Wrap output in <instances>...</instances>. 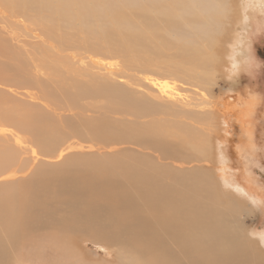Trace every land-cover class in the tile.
<instances>
[{"label": "bare ground", "instance_id": "obj_1", "mask_svg": "<svg viewBox=\"0 0 264 264\" xmlns=\"http://www.w3.org/2000/svg\"><path fill=\"white\" fill-rule=\"evenodd\" d=\"M157 1L151 0V3H164L166 13L164 8L160 12L166 16L167 24H173L175 16L177 21L175 26L176 23L183 22V25L189 24L190 27V33H187L184 28V36L181 35L180 29L175 26L171 28L172 36L176 39L180 47L178 50L183 57L182 74L181 69L177 72L180 71L182 78H187L184 84L189 85L185 92L188 94L175 91L171 86L173 84L166 79H152L145 75L143 82L146 85V91L139 92L141 93L138 98L140 103L135 97H130L132 108L130 112L120 110L115 115L108 113L106 115L102 111L104 105L113 108H117L119 104L123 106L124 102L120 98L125 95V92L117 93L115 87H109L104 83L103 78L96 71L104 70L105 66L103 67V64L100 66L99 62H96L97 60L89 57L76 61L75 58H72L74 63L80 65V69L77 72L74 71L72 75L69 73L70 83H64L62 80V83L56 82L57 84L52 86L55 101L51 105L53 106L55 103L56 109L50 119L48 129L43 128L39 134L36 133L38 139L33 142L29 138L25 139L26 137L18 135L14 138L10 136L8 139L6 129H0V135H3L4 138L0 137L1 185L11 182L12 185L17 184L18 182L13 183L18 181L19 177L17 176L22 174L24 176L26 173L29 174L27 177L32 175L31 182L36 180V183H32L33 185L30 187L26 185V191L24 190L21 194H16L18 190L12 189L13 194L10 189L9 195L0 203V210L5 222L1 226V231L4 232L2 236L17 244L21 251H26L25 257L20 253L16 258L13 257L8 245L0 235V264H11L14 260L13 264H22V260L29 261L31 259L30 252L34 255L37 254L36 251L41 252L40 255L51 253L50 263L39 264H67L65 259L68 255L75 251L78 252L76 249L73 250L74 248L71 249L73 243H70V238L73 236H88L93 241L107 243V245H103L114 246V249L99 247L98 252L103 253L102 261L95 260L93 262L89 258L90 261L85 259L84 264H264V257L257 251L261 247L264 248V231L254 233L253 239L251 234L243 229L237 221V205L233 200L234 197L239 201L245 198L257 210L264 212L263 184L261 185L248 166L251 151L253 150L257 155L258 146L254 134L253 116L259 107L261 97L247 92L245 87L235 89L234 84L221 99L213 101L205 88L211 80L202 77L204 74L202 69L205 68L204 61L207 59L193 58L187 52L190 44L197 38H199L198 45L202 44L201 46H203L205 42V46L210 45V48L214 46L216 43L214 33L216 31L220 33L219 27L223 25L221 21L229 20L230 0ZM136 3V5L139 4L138 0ZM17 5L19 6V4ZM41 5L44 4L41 3ZM153 6L159 7L156 4H151V8ZM56 7H61L62 10L61 5ZM141 7L144 6L141 5ZM9 10L7 9V12ZM18 10H15V16L18 14L17 12H20ZM144 11L145 14L149 12ZM154 11L156 12L157 9ZM62 12L57 11V13L67 15ZM105 13L107 14V12ZM73 14L71 13L72 16ZM80 14L82 15L81 12ZM97 14L96 16H98ZM63 15L61 17H65ZM73 17L72 19L75 20ZM89 17L91 18V16ZM149 17L153 16L149 15ZM90 18L88 20H91ZM115 19L120 22L118 18ZM4 20L8 21L9 19L5 17ZM160 21L163 23L161 19ZM39 22L37 20L35 24L32 20L33 26H38ZM50 23H45L46 25L43 24V26H46L48 30L47 25ZM8 24L7 27H9ZM52 24L49 26H53ZM60 24L63 26V23ZM220 24L222 25L220 26ZM43 26H38V29L42 27L43 30ZM54 27L57 28V24ZM35 28L37 29V27ZM17 29L19 30V27ZM23 29L25 30V28ZM54 30L57 29L54 28ZM20 31L18 33L23 32ZM52 31L50 34L54 35L55 31ZM19 38L14 36L16 42L19 41ZM30 38L32 39V37ZM218 38L217 40H220ZM24 43L32 44L27 40L26 42L24 40ZM37 43H35L36 46H38ZM35 45L33 44V47ZM43 47L42 50H44ZM203 51L199 53L203 54ZM48 53L46 52L45 55L49 56ZM55 54H59V51H56ZM45 57L41 58L39 63L48 60ZM64 58H69V56ZM209 58L210 55L208 60H210ZM52 59L46 62L47 66ZM237 61L236 57H232L233 69L231 65L230 71L232 79L238 78L243 71V65ZM190 62H192L191 65ZM184 64L188 66L186 67ZM108 65L106 66L108 67ZM111 66L113 67V65ZM200 66H202L201 69ZM31 68H29L30 70L27 68V70L31 71ZM34 72L29 73L36 74ZM178 73H174V75L178 76ZM94 74L101 80H97ZM110 74L112 73L110 72ZM193 79L196 80V83L191 82ZM237 80H240V77ZM109 93L120 98H114L110 103H107L110 99L105 102L101 101L100 104V97L108 99L107 94ZM94 94L95 101L93 100ZM127 95L129 96V94ZM59 98L61 101L58 102ZM60 103L64 107L59 108ZM80 105L81 107L78 108ZM98 109L101 113L97 118L92 119L90 116H85L87 112L90 113ZM9 116L12 115L7 113L6 116L1 117L8 118ZM40 118L34 121L36 126L34 130L40 126L43 116ZM70 118H74L76 124L69 127L67 122L71 120ZM11 119L13 122L15 119L19 121L15 116H12ZM229 119H232L234 126L239 125L238 143L232 140L234 130H231L232 134H229L227 129L230 127ZM124 122L131 123L132 126L127 128L122 124ZM20 124H17L18 126L15 128L23 130L24 128L20 127ZM34 145L37 146L38 152ZM26 158L33 161V164H27ZM242 159L243 165H240ZM226 161L235 166L232 173L226 170ZM42 163L57 164V166L58 163L62 166L69 163L73 171L60 175L59 171L54 170L56 165H52L55 167L52 168L53 170L42 171L40 167L37 169ZM256 163L258 164L257 161ZM45 164L42 165L43 169L46 167ZM35 169L36 171H34ZM23 176L19 179L22 180ZM36 178H39L40 181L37 182ZM52 181L56 182V189L53 187L50 191V187L53 185ZM7 186L4 189H7ZM217 187L225 190L222 194L230 196L232 199L224 201V203L217 199L214 194ZM47 192L50 193L46 195ZM65 195L69 196L67 200L61 198ZM51 203L57 204L56 209L49 206ZM31 216L39 217L33 219ZM55 216L63 217L56 218ZM82 216H84L86 227L89 222V224H93L94 230H83ZM84 257L86 256L84 255Z\"/></svg>", "mask_w": 264, "mask_h": 264}, {"label": "rangeland", "instance_id": "obj_2", "mask_svg": "<svg viewBox=\"0 0 264 264\" xmlns=\"http://www.w3.org/2000/svg\"><path fill=\"white\" fill-rule=\"evenodd\" d=\"M1 1L2 0H0V2ZM3 1L0 3V12H1L0 17L2 18L0 20V34H1L0 35V63H1L0 65V129L2 130L6 129L5 131L8 133V136L6 135L4 136H6L8 139H10L9 138L10 136L11 138H14L16 135H18L19 137L22 136L23 138L26 137L25 139L29 138V140L34 142L35 139H38L36 136L37 132L39 134V132L43 128L48 129V127L50 126L49 124L50 119H52L53 112L56 109L55 103L53 104V106L51 105L52 102L55 101V93L53 92L52 86L56 85L57 83L58 84L62 83V80L64 81V83H70L71 76H69V73H71L72 75L74 71L77 72L80 69V65L78 63H74V61H72V58H75L76 61L78 59H83V58L87 59L89 57H91L94 60H97L96 62H99L100 66L101 64H103L102 65L103 67L105 66L103 68L104 70L96 71L97 74H100L99 76L103 78L102 80L104 81V83L109 87H115L116 88L115 91L117 93H122L123 91L125 92V95L121 98L115 94H110V93L107 94L109 96L108 99H106L105 97L104 98L100 97L101 99L100 104H101V101L105 102L109 99L110 100L107 101V103H110L114 98H120L122 99V102H124L123 106L119 104L117 108L104 105L102 111H104L106 115L107 113L109 115H115V113L120 110L125 111V112H130L132 110L130 106V97L132 98L135 97L136 100L138 101L139 95L141 94L139 92L146 91L145 89L146 85L143 82V77H145V75L148 78L151 77L152 79H166L171 84H173V85L171 84L170 85L175 89V91H179L181 93L184 92V94H188L185 92L187 91L186 89L189 88L188 87L189 85L186 86V84H184L187 78L186 77L182 78V75H181L183 57L181 56L178 50L180 47L178 46L176 39L172 36L173 30L171 28H174L175 22L177 21L174 16L175 22L174 23L172 22L173 24L171 23L167 24L166 19H165L166 16L160 12L161 9L164 8V12L166 13V10L164 7L165 5L163 2L161 3L158 0L160 3H156V2L151 3V0H148L147 2L145 0H142V1L138 0L139 4L136 5L137 0H133L135 1L134 3L131 2L132 0H56V1L55 0L53 1L52 0L51 1L50 0H43V1L42 0H20L21 1L20 3H19V0L18 1L12 0V2L11 0L10 1L6 0V2L5 0ZM56 2H58L59 4ZM61 2L62 3L66 2V3H64L65 5L64 4L62 5ZM142 2L143 4H146V3L148 4L143 5ZM4 3L7 5H5ZM41 3L44 5L42 6ZM229 3L231 5L229 20H227L228 22L226 20L221 21L223 25L220 24V26L222 25L223 28L222 26L219 27V29H221V31L218 29L220 33L216 31L220 35L222 33L224 34H222L221 36H218L219 35L218 33L216 32L214 33V39L216 42L214 44L215 47L213 46L214 48L213 47L210 48L211 47L210 45L205 46L206 45L205 42L203 43V46H201L202 44L200 43H199L200 45H198L199 38H197V40H194L193 42L191 41L192 43L190 44V48L187 52L190 53V55L193 58L198 57L197 59H201V60H203L204 58L207 59V61H204L203 66H205V68L202 69L204 70L203 71L204 74L202 75V77L204 76V78L207 77L209 78V80H211V82L208 80L209 81L208 85H206L205 88L207 90V94L209 95V97L213 99V101H217L221 99V97H223L225 93L230 91L231 86H234V84H235L234 86L235 89L236 88L241 89L245 87L247 92H251L261 97L259 107L256 109V112L253 116L254 117L253 118L254 134H255V139L257 140L256 143L258 146L257 155H255V152L253 150L251 151L250 153L251 157L248 159V162H249L248 166L252 174L259 179L261 185L263 184L262 187H264V0H252V1L230 0ZM16 4H19V6L18 5L16 6ZM140 4L144 6L145 8L141 7ZM151 4H154V5L156 4V6H159L160 8L159 7L156 8L154 6L153 8H151ZM57 5L62 6L63 12L61 10V7H58L60 11L58 10V8L56 7ZM133 5H136L137 8L136 6H133ZM64 8L66 10L68 9V11H65ZM72 8H75L74 10L79 9L82 15L80 14L79 10L74 11ZM138 8H139V11H138ZM7 9H10V10L7 12ZM143 9L149 11L148 14H145V11ZM156 9L157 11L155 12L154 10ZM15 10L20 11V12H17L18 14L16 13L19 16V18L17 15L15 16V12H16ZM57 11L62 12V13L65 12V14L67 15L68 14L71 15V13L72 14L74 13L73 16L75 15L74 16L75 20L72 19L73 17L72 15L71 16L68 15L67 17V15L57 13ZM96 11L98 12V14ZM104 11L107 12V14ZM158 11L161 16L158 14ZM9 12H12L14 14L12 15V13H9ZM94 12H96L98 16H96ZM7 14L9 15L7 16ZM59 14L67 17L68 19L70 18V20L66 18L68 20V23H67V20L64 19L65 17H61V15ZM170 14H173V13L170 12ZM80 15L82 16V18ZM114 15L116 16L114 17ZM124 15L126 17H123ZM149 15L153 17L150 18ZM11 16L12 18H10ZM59 16L62 19V21H60L61 19L59 18ZM89 16H91V18ZM5 17H7L9 20L10 19L13 20L14 18V20L13 21L8 20L9 21V24H8L7 20L3 21ZM88 18H90L91 20H88ZM115 18H118L119 19L118 21L120 22H117ZM36 19L38 20V22L39 21L42 22V23L39 22L40 24L38 23L39 24L38 26L40 25L43 26V24L46 25L45 23H50L51 21L54 22V24H52V22L50 24H52L53 26H49L50 24H48L47 25L48 30L46 26H43V30H42V27H39L38 29L37 25L33 26L34 23L35 24L37 23ZM160 19L163 21V23L160 21ZM32 20L34 21V23H32ZM44 20L46 21L43 23ZM5 22L6 24L4 25ZM59 22L63 23V26ZM12 23H14L13 26H12ZM226 23L229 25H227ZM7 24L9 27L6 26ZM56 24H57V28L54 27L56 26ZM176 24L178 26L176 25L175 28L180 29L182 36H184V28L187 33H190L191 30H190L189 24L186 26L183 25V22L182 23L179 22ZM14 26H16L17 28L19 27V30ZM35 27H37V29ZM49 27H52V28H49ZM58 27H60L61 29ZM87 27H89L90 29L89 28L87 29ZM20 28H21V31H23L24 30L23 28H25L24 30L25 33L24 31L21 32ZM54 28L57 30H54ZM10 29L12 30V32ZM14 29H16V31H14ZM50 29L53 30V31L51 30L52 32L55 31L53 33L54 35L50 34L51 33ZM17 30L20 31L21 33H18ZM169 30L170 31L172 30V31L170 32ZM47 33L50 35H48ZM21 34L25 37H23ZM27 34H29L30 36L29 35L26 36ZM13 35L15 37H20L19 41L16 42ZM46 36L49 37V39H47ZM30 37H32V39ZM36 37L40 39H37ZM217 38L220 40H217ZM24 40L25 42L27 40L28 43H32V44H27V43L25 44ZM43 40H45L46 42ZM35 43H37V45L40 47L36 46ZM33 44L35 45L34 47H33ZM49 44H50V48H49ZM1 45L4 46L5 49ZM5 45L7 46V48L8 47L9 48L7 49ZM22 46L25 51L22 49ZM51 46L52 47L55 46L56 48L53 47L54 48L53 49ZM183 46H186V45H183ZM42 47L44 48L45 52L44 50H42ZM257 47L259 49H263L262 51L257 53L258 55L256 54V51H255V48ZM48 49L50 50L48 51ZM51 50L52 52H50ZM203 50H205L206 52ZM41 51H43L44 53ZM56 51H59L60 56L59 54H55ZM202 51L204 52L203 54L199 53ZM46 52H49L48 53L49 56L45 55ZM196 53L198 56L196 55ZM8 54L9 55L11 54L12 57L8 56ZM205 54L206 55L208 54V56H206ZM14 55H17V56L15 57ZM209 55H210V58H209L210 60H208ZM68 56L69 58H66V59L64 58ZM43 57L47 58L48 60H51L52 58H54L57 60L55 61L58 63H56L53 59L52 61L54 62V65H52L53 62L50 61L51 63L49 62L47 66L46 62L48 60H46L45 62L39 63V61H41L40 59ZM232 57L233 58L236 57L240 65L241 64L243 65V71L241 75L239 76L240 80H237V81L236 79H238L239 77L236 79H232L230 77L231 76L230 74L231 65L233 69ZM61 58H64V59L60 60ZM177 59H178V62H177ZM100 61L103 63H101ZM9 62H10V65H9ZM104 63L106 64L104 65ZM107 63L108 64L111 63L110 65H113V67L112 66L110 67V65H108ZM175 63L177 64L175 65ZM191 63L192 62H190V65ZM31 65L33 66L32 68H31ZM106 65H108L109 68ZM185 66L187 67L188 65H185ZM201 67L202 66H200V69ZM18 68L20 69L18 70ZM27 68L28 70H30L29 68H31V71H28ZM109 69H111V71H109ZM113 70L116 72V74ZM178 70L181 71V74H180V71L179 73L177 72ZM2 72L5 74H3ZM29 72H34L36 74H32ZM110 72L112 74H110ZM174 73H178L179 77L175 76ZM47 74L49 75V77ZM207 74L208 75L210 74V75L208 76ZM94 76L97 80H101L100 78H98L96 74H94ZM191 82L196 83V80L193 79L191 80ZM126 93L129 94V96ZM60 99L61 98L58 99V102L61 101ZM95 99L96 97L94 94L93 100L95 101ZM62 106L63 104H61L59 108ZM80 107L81 105L78 108ZM6 112L8 113V115L10 114L12 116L18 117L19 121L15 119L13 122L11 119L12 116H9L8 118H3L4 116H6L7 114ZM100 113L101 111L98 109L90 113L87 112L85 116L87 115V116H90L92 119H95L99 116ZM41 116H43L42 122L39 124L40 126L38 127V129L34 130V127H36L34 121L41 119L40 118ZM70 119L71 120H68L67 122L69 127L76 124L74 122L76 121L74 118L73 119L70 118ZM24 121L25 123H23ZM228 121L230 125V127H227V129L229 130V134H232L231 130H234L235 133L233 134L234 137L232 140L235 143H238L239 125L234 126V122H232V119H229ZM258 122H259V127H258ZM17 124H20V127L24 129L21 130V129L15 128L18 126ZM122 124L127 128L132 126L131 123H128V122H124ZM2 136L3 135H0V137ZM0 142H1V138H0ZM34 146L36 147L37 152H38L37 146L36 145ZM25 160H27L26 161L27 164L29 165L33 164V161L31 160L29 161V159L27 158ZM256 161L258 162V164L256 163ZM44 164L45 163H42V165ZM58 164H59L58 166L57 164H55L56 169L54 170L57 172L59 171L60 175H62V173L73 171L71 164L69 163L68 165H66L67 163L63 164V166L60 163ZM42 165H39L37 169L40 167V170L43 171V170H48V169L53 170L52 168H55L53 167L55 165L51 163L45 164L46 166L45 169H43L44 167L42 168ZM47 165H49L50 168ZM240 165H243V159ZM240 165L239 167H242ZM226 166H227L226 170L229 173H232L235 170L233 169L235 166H233L232 164H229L227 161H226ZM61 170L62 172H60ZM34 171H36V169ZM27 175L29 174L26 173L24 174V176L23 174L21 176H17L19 178L23 176V178L22 180L18 178V181L13 182V183L18 182L17 184L12 185V182L9 183L12 186H10L7 183L3 185H1L0 183V203L7 195H9L10 189L11 190L14 189L15 191L18 190L16 194H21L24 190L26 191L27 189L26 185L30 187L31 185L34 184L36 180L34 179L33 182H31L32 175L31 177H27ZM36 179H37V182L40 181L39 178H36ZM1 180H2V177H0V182ZM20 180L22 181V183L20 182ZM52 182H53L52 183L53 185L50 187V191L53 187L54 189H56L55 187L56 182L54 181ZM23 183L25 184L24 186H23ZM6 185L10 186V187L7 186L8 190L4 189ZM36 186H39V185H36ZM213 187H214V184H213ZM223 192H225V190L223 191L217 187L215 188L214 194L216 198L219 200H222L223 203L224 201H229L230 199H232L230 196L222 194ZM12 193H13V190H12ZM48 193L50 192H47L45 194L48 195ZM68 197H69L68 195H65L61 198L63 200H67ZM233 200L237 205L236 209L238 211L236 219L241 225V227L245 229L248 233H250L252 238L255 237L254 233L256 232L262 233L264 231V212H260L259 209L258 211L257 208L252 203L247 201L245 198H243V200L240 199L239 201L238 198L234 197ZM251 205L253 206V208ZM49 206H52L56 209L57 204L55 205L54 203H51ZM31 217L33 219H36L39 216H31ZM55 217L57 218V217H63V216H55ZM82 221L84 222L83 230L85 231H88L90 229L94 230L92 227L93 224H89V222H87L88 226L86 227L84 216H82ZM3 222H4V219H3V216L0 210V235L1 236L4 235V232L1 231V226L3 225ZM2 238L4 242L8 245L10 253L13 257L16 258L19 253L22 254L23 257H25L24 255L26 253L25 250L21 251V248L17 244L11 242L9 239H7L4 236H2ZM70 240H69L70 243H73L71 244L72 245L71 249L74 248L73 250L76 249L78 250V252L75 251L68 255V257L65 259V262L67 264H84L86 260H89V258L93 262L95 260L102 261L101 259L103 258V253L98 252L97 249L99 247H108V248L114 249V246H106L107 243H103V244H106V245H103L100 242L93 241L88 236H81V237L73 236L72 238H70ZM37 249H40V248H37ZM257 251H259V253L264 257L263 247H261ZM36 252L37 254H34V255L30 252L29 255L31 259L29 261L22 260L21 263L22 264H39V263H50L51 262V253L40 255L41 252L39 251H36ZM84 255L86 257H84ZM14 261H12L11 264H13Z\"/></svg>", "mask_w": 264, "mask_h": 264}, {"label": "flooded vegetation", "instance_id": "obj_3", "mask_svg": "<svg viewBox=\"0 0 264 264\" xmlns=\"http://www.w3.org/2000/svg\"><path fill=\"white\" fill-rule=\"evenodd\" d=\"M263 49H259L258 47L255 48L256 54L259 53L260 51H262ZM255 53V52H254ZM258 55V54H257ZM258 127H259V122H258Z\"/></svg>", "mask_w": 264, "mask_h": 264}]
</instances>
